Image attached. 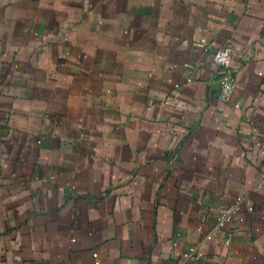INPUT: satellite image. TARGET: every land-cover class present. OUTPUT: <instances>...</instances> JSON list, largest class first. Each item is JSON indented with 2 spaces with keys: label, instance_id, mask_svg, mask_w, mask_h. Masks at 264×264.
Wrapping results in <instances>:
<instances>
[{
  "label": "crops",
  "instance_id": "0c3cea01",
  "mask_svg": "<svg viewBox=\"0 0 264 264\" xmlns=\"http://www.w3.org/2000/svg\"><path fill=\"white\" fill-rule=\"evenodd\" d=\"M253 127L264 0H0V264H264Z\"/></svg>",
  "mask_w": 264,
  "mask_h": 264
},
{
  "label": "built area",
  "instance_id": "2783aa9c",
  "mask_svg": "<svg viewBox=\"0 0 264 264\" xmlns=\"http://www.w3.org/2000/svg\"><path fill=\"white\" fill-rule=\"evenodd\" d=\"M194 44L195 46L200 47L205 51L212 50V63L215 67L216 74L219 76L220 82L218 97L224 102L230 101L235 93V81L237 71V69L233 65V54L231 48L225 46L214 49L213 45L205 37L200 38ZM236 106L239 107L240 103H236ZM253 140L254 144L258 147L260 153L264 156V142L260 137V131L257 127H253ZM258 185H264V172L261 175ZM235 211L236 207L234 205H230L224 208V210L218 216L217 227L221 228L226 223L231 221ZM94 255L95 257H97V253H95ZM194 255V248H191V250L185 254L186 257ZM95 264H100L99 260H96Z\"/></svg>",
  "mask_w": 264,
  "mask_h": 264
}]
</instances>
